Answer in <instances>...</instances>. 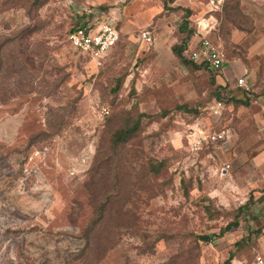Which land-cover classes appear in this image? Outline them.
<instances>
[{
  "label": "rangeland",
  "instance_id": "1",
  "mask_svg": "<svg viewBox=\"0 0 264 264\" xmlns=\"http://www.w3.org/2000/svg\"><path fill=\"white\" fill-rule=\"evenodd\" d=\"M97 1L0 0V264H224L233 244L214 235L249 198L238 224L264 231V0H199L213 19L198 36L225 57L214 74L153 65L151 27L133 33L149 32L145 47L120 34L96 67L66 35L87 8H109Z\"/></svg>",
  "mask_w": 264,
  "mask_h": 264
},
{
  "label": "crops",
  "instance_id": "2",
  "mask_svg": "<svg viewBox=\"0 0 264 264\" xmlns=\"http://www.w3.org/2000/svg\"><path fill=\"white\" fill-rule=\"evenodd\" d=\"M106 1H108V4H107L109 6L108 9L105 10V9H98L94 7L87 8L85 13H83L81 16L82 21H85L86 23H93L97 19V18L95 19V17L97 16L107 18L110 21L111 25L118 32L119 38H120V34H126L128 36V40L133 44L134 42L136 43L139 40H142L143 43H141V46H144V47L146 46L147 43H145V40L141 38V35L139 36L138 39H136V36H134L133 34L134 30L141 31L143 29H149V27H151L156 37V38H153V42L151 43V45L154 43L152 45L154 47L153 53L150 58L152 59L150 61L151 63H153V65L154 63H160V62L167 63L170 60V58H174L175 60H177L171 52V47L174 44L179 43V41L181 40V36H180L181 34L178 32L176 36L172 35L169 38L164 35H161L162 33L163 34L165 33L160 32V30L173 28L175 26V21L177 22L179 19L181 20L180 15L184 13L183 10L190 11L189 18L191 17V15H193V13H196V12L198 13L197 14L198 16L194 15L195 17L197 16V19H199L196 21L197 22V25H196L197 33L196 32L193 33L190 44H196L201 39L198 36L199 34L205 35L209 32L206 30L208 28L207 26L208 20L213 19L212 15L209 14L210 11L208 9L209 8L208 6H212L210 5V2L207 3L208 6H206L209 16L207 18H204V20L203 18H200L201 9L199 7L202 5H200L201 2H199V0H172L171 2L167 3V6L172 8V10H168V9L165 10L162 0H106ZM97 2H98L97 0H88L89 5L95 6L98 4ZM175 8H180L181 10H173ZM99 10H101L102 12ZM201 19L203 21H201ZM177 24L178 23H176V25ZM176 31H178V27H176ZM204 38H207L212 42V40L209 37L204 36ZM168 40H173V41L170 42ZM212 43L214 44L215 47H217L214 42ZM165 46H169L168 53L162 54L161 49ZM114 48L115 46L108 52V54L106 55L101 65H103V63L107 59V56ZM140 50H143V49L140 48ZM101 65L100 66L95 65V66L99 68L101 67ZM216 102H220V101H213V104L211 105V107ZM211 107H210V110H211ZM249 226H250V223H248V225L246 224V226L242 228L241 224L239 223L236 228H233L228 233L224 234V238L226 239L227 244H230V243L234 244L235 242L240 240L242 237H246L247 231L249 229H252V227H249ZM256 242L257 243L255 245V249H256L255 252H259L258 254L264 255V236H260ZM244 261L245 260L234 257V259L231 260L230 264H245V263L249 264L250 263V262L247 263Z\"/></svg>",
  "mask_w": 264,
  "mask_h": 264
},
{
  "label": "built area",
  "instance_id": "3",
  "mask_svg": "<svg viewBox=\"0 0 264 264\" xmlns=\"http://www.w3.org/2000/svg\"><path fill=\"white\" fill-rule=\"evenodd\" d=\"M215 2L220 5L223 0H211L210 5H215ZM95 19L93 23L82 21L79 25L71 28L66 35V43L96 66H100L108 52L117 43L119 34L107 18L97 16ZM148 36V31L141 33V38L144 40H148ZM184 56L195 64L204 65L206 70L211 72H220L225 62L223 53L207 38L200 39L196 44H190ZM237 85H244V80L238 78ZM221 109V102H216L211 107L214 115H220ZM101 112L104 115L108 113L104 108ZM221 137V135L215 134L211 137V140H218ZM198 144H200V141L193 144V146L197 149ZM250 264H264V255H254Z\"/></svg>",
  "mask_w": 264,
  "mask_h": 264
},
{
  "label": "trees",
  "instance_id": "4",
  "mask_svg": "<svg viewBox=\"0 0 264 264\" xmlns=\"http://www.w3.org/2000/svg\"><path fill=\"white\" fill-rule=\"evenodd\" d=\"M9 2V0H7ZM42 0H28L27 5L25 6V8L27 9L28 7L30 8L31 6H33L34 4H37L38 2H40ZM163 4H164V9L165 10H172V8H170L169 6H167L168 2H171L172 0H162ZM40 4V3H39ZM173 10H181L180 8H175ZM184 13L181 15V23L178 26V32L181 34V40L179 41V43L174 44L171 47V52L174 55V57L183 65H185L186 67H188V69H191L193 71H197V70H205L208 73L214 74V73H219V72H211L206 70V68L204 67V65L201 64H195L192 61L188 60L185 56L184 53L186 51V49L188 48V46L190 45V41L191 38L193 36V31L192 29L189 27V22H188V18L190 16V11L188 10H183ZM30 36V33L27 34V37ZM119 40V39H118ZM118 43V41H117ZM116 43V44H117ZM115 44V46H116ZM0 46H2L0 44ZM217 48V47H216ZM218 49V48H217ZM2 50V49H0ZM102 66V65H101ZM122 81V80H121ZM212 83L213 80L211 81ZM121 83V82H120ZM220 88V87H219ZM225 90V87L220 88V92L218 90H215V96L217 97V101H220L222 103V101L220 100V94L221 91ZM233 103L235 104H244L247 105V101L241 102L238 100H231ZM108 114V113H107ZM106 114V115H107ZM141 117V115H140ZM130 121V120H129ZM139 119L136 120H132L130 121L131 124H128L129 126H127V123H125L120 129H117L111 136V148L116 150L117 148H119L121 145H123L124 143H127L133 136L134 134L137 132V130L139 129ZM156 173H158L155 170ZM154 173V174H156ZM264 187V185H263ZM252 199L249 198L247 203L244 205H241L236 213L235 216H233V219L230 223L226 224L225 227L221 228L219 230V233L216 236L217 238H221L222 236H224V234L228 233L230 230H232L233 228H236L238 226V217H241V215L244 213V209L251 204ZM104 207V206H103ZM104 209H102L101 211L103 212ZM249 232L247 233L246 237H242L240 240H238L237 242H235L233 244V253L230 254L229 259L224 263V264H229L231 259H233L235 256L240 255L241 253L245 252L246 250H249L250 247H254L256 245V241L260 236H264V231H262L261 228L258 229H249ZM197 242L201 241V242H209L211 241V237L208 236H199L196 238ZM250 264V263H249Z\"/></svg>",
  "mask_w": 264,
  "mask_h": 264
}]
</instances>
